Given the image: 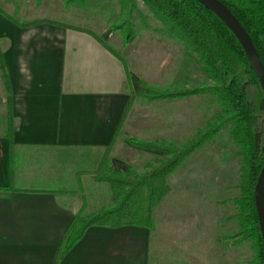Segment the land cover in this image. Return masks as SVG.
<instances>
[{
    "label": "crops",
    "instance_id": "0c3cea01",
    "mask_svg": "<svg viewBox=\"0 0 264 264\" xmlns=\"http://www.w3.org/2000/svg\"><path fill=\"white\" fill-rule=\"evenodd\" d=\"M0 8L21 24L0 12L15 144L10 150L8 94L0 69V264H53L62 236L82 206L89 214L111 203L107 183L96 181L93 172L126 118L128 81L137 76L153 86L168 82L176 85L173 89L186 88L187 50L172 38H132L125 46L108 38L104 44L60 21L39 18L41 23L25 25L34 19L22 21ZM155 51L164 52L160 64L168 68L153 74L145 58ZM131 88L138 92L134 83ZM186 99L147 102L148 109L156 107L153 120L147 115V129L140 123L129 137L176 145L185 140ZM91 154L97 155V168L75 171L74 163L89 164ZM109 167L127 172L120 164ZM38 180L56 186L34 187ZM155 229V222L153 229L92 225L58 264H150Z\"/></svg>",
    "mask_w": 264,
    "mask_h": 264
},
{
    "label": "rangeland",
    "instance_id": "374dc122",
    "mask_svg": "<svg viewBox=\"0 0 264 264\" xmlns=\"http://www.w3.org/2000/svg\"><path fill=\"white\" fill-rule=\"evenodd\" d=\"M67 1L0 0V7L9 10L14 17L22 21L28 19L38 21L39 18H44L63 22L71 28L88 31L98 37L106 34L105 42H108V38H113L118 40V43L121 40L123 43L120 30L115 27L125 21L132 23L135 30L134 38H168L156 31L161 27V23L141 0H134L133 8L130 5H122L120 0H72L69 4ZM115 50L121 52L118 48ZM163 53L155 51L145 58L151 73L167 70L168 67L162 68L160 64ZM185 60L186 80L183 82V77L180 79L177 77L176 81L179 79V83L181 81L183 85L186 84V88L210 83L202 72L195 54L187 52ZM140 81L143 80L133 76V82L129 80L128 85L132 87L134 83L139 92L142 90ZM149 85L163 90H173L176 86L168 82L164 86ZM259 91L256 86L251 87L253 99L258 100ZM138 92H135L114 144L101 160L98 170L105 171L114 163L124 166L127 172L129 170L142 172L149 169V164L156 165L158 159L164 158L131 147L125 142L140 123L145 129L146 116L149 115V119L153 120L154 111H157L154 105L148 109L146 103L151 101L140 97ZM186 102L188 114L186 138L180 142L189 141L200 131L222 122L229 115L219 106L215 97L209 94L187 96ZM256 115L259 122L255 131L257 150L263 155V96L260 103L258 100ZM231 128L232 122L225 123L215 137L187 157L174 173L168 176L171 190L153 210L156 229L150 238V264H250L253 260V250L249 241L235 245L233 239L224 238L240 227L234 215L237 212L236 199L240 196L241 155L240 147L230 135ZM175 142L177 145L171 143L176 146L182 145L178 144L179 140ZM110 154L112 157H109ZM96 159L97 155L91 154L89 164H80L76 161L74 170L77 171L81 167L96 169ZM33 186L56 185L38 180ZM108 192L107 185V194Z\"/></svg>",
    "mask_w": 264,
    "mask_h": 264
},
{
    "label": "trees",
    "instance_id": "16d2710c",
    "mask_svg": "<svg viewBox=\"0 0 264 264\" xmlns=\"http://www.w3.org/2000/svg\"><path fill=\"white\" fill-rule=\"evenodd\" d=\"M71 1L68 0L67 3L69 4ZM141 1L155 19L161 23V27L156 31L182 43L188 53L195 54L202 72L210 83L193 88L163 90L154 88L145 81H140L142 90L137 94L147 101L209 94L215 97L219 106L229 115L222 122L200 131L195 137L180 146L127 137L125 142L131 147L164 158L158 159L156 165L149 164V169L142 172L129 170L126 173L116 171L112 167H107L105 171L93 172L96 181L107 183L111 203L89 214L83 212L82 206L68 224L53 264H58L64 254L80 240L86 229L92 225L108 227L134 225L153 229V209L171 190L168 176L174 173L187 157L215 137L227 122H232L230 135L240 147L241 155L240 196L236 199L237 212L234 215L240 227L224 238L233 239L235 245L249 241L253 250V260L250 264H264V244L254 204V188L264 164V154L258 153L255 138V131L259 123L256 115L258 100L260 103L261 96L264 98V93L251 69L246 54L229 28L197 0ZM220 1L246 29L264 66V0ZM133 2L134 0H120L122 5H130L131 8H133ZM0 12L21 25L1 8ZM41 22L34 21L25 25ZM115 28L120 30L123 45H127L134 38L135 30L131 22L125 21ZM85 32L105 44L106 34L98 37L88 31ZM0 69L8 94L6 137L11 150L15 145L12 129L9 128L13 119L10 102L11 89L1 49ZM253 86L260 90L258 100L253 99L250 93ZM129 95V104H131L135 95L131 87H129ZM84 173L80 172L78 175Z\"/></svg>",
    "mask_w": 264,
    "mask_h": 264
},
{
    "label": "water",
    "instance_id": "95a60500",
    "mask_svg": "<svg viewBox=\"0 0 264 264\" xmlns=\"http://www.w3.org/2000/svg\"><path fill=\"white\" fill-rule=\"evenodd\" d=\"M208 10L213 12L234 34L241 44L251 69L258 80L262 92L264 93V66L260 61L256 48L243 25L233 15V13L220 0H197ZM254 204L261 237L264 244V164L258 175L254 188Z\"/></svg>",
    "mask_w": 264,
    "mask_h": 264
}]
</instances>
